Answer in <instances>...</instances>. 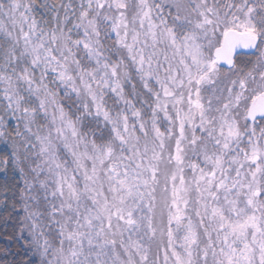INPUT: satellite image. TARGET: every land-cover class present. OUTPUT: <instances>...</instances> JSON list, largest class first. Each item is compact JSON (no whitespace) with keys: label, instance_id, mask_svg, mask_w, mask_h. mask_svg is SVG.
<instances>
[{"label":"snow or ice","instance_id":"obj_1","mask_svg":"<svg viewBox=\"0 0 264 264\" xmlns=\"http://www.w3.org/2000/svg\"><path fill=\"white\" fill-rule=\"evenodd\" d=\"M0 264H264V0H0Z\"/></svg>","mask_w":264,"mask_h":264}]
</instances>
